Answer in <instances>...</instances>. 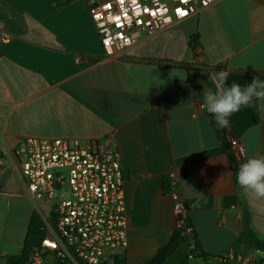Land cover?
<instances>
[{
  "label": "crops",
  "instance_id": "crops-1",
  "mask_svg": "<svg viewBox=\"0 0 264 264\" xmlns=\"http://www.w3.org/2000/svg\"><path fill=\"white\" fill-rule=\"evenodd\" d=\"M3 32L12 40L0 48V152L27 138L117 147L125 178L128 247L120 254L126 264L153 262L176 237L172 173L205 255L194 264H240V256L263 264L264 252L241 235L248 228L264 241V199L240 188L237 171L247 159L264 156V109L259 102L243 107L219 128L198 105L205 90H216L214 72L227 71L229 84L264 80V0H215L110 60L101 57L86 0H0ZM227 136L247 151L245 161L233 159L236 168L222 141ZM35 210L11 154L0 171L2 256L23 250ZM162 264H182L180 249Z\"/></svg>",
  "mask_w": 264,
  "mask_h": 264
},
{
  "label": "built area",
  "instance_id": "built-area-1",
  "mask_svg": "<svg viewBox=\"0 0 264 264\" xmlns=\"http://www.w3.org/2000/svg\"><path fill=\"white\" fill-rule=\"evenodd\" d=\"M86 1L99 35L103 60L119 58L141 38L178 25L215 2ZM11 40L9 33H1L0 48ZM196 52H201L199 46ZM227 143L232 159H247L239 139L227 136ZM11 154L18 157L25 194L35 203L46 227L45 237L33 250L30 264H114V257L128 247L125 178L119 149L97 141L27 138L12 151L0 152V171ZM169 181L168 194L177 229L193 244L189 206L181 194L179 179L172 173ZM64 193H69V197L62 196ZM194 257L196 254L190 255ZM239 260L240 264H254L250 257L240 256Z\"/></svg>",
  "mask_w": 264,
  "mask_h": 264
},
{
  "label": "clouds",
  "instance_id": "clouds-1",
  "mask_svg": "<svg viewBox=\"0 0 264 264\" xmlns=\"http://www.w3.org/2000/svg\"><path fill=\"white\" fill-rule=\"evenodd\" d=\"M228 80L229 73L225 70L212 73L211 81L216 90L207 89L202 97L207 112L213 115L219 128L227 127L229 117L243 107L259 102L264 109V80L255 77L243 86L237 82L229 84ZM237 183L245 193L264 199V156H253L242 163L237 171ZM190 190L197 194L195 189Z\"/></svg>",
  "mask_w": 264,
  "mask_h": 264
},
{
  "label": "trees",
  "instance_id": "trees-1",
  "mask_svg": "<svg viewBox=\"0 0 264 264\" xmlns=\"http://www.w3.org/2000/svg\"><path fill=\"white\" fill-rule=\"evenodd\" d=\"M189 80H193V77H189ZM223 144L228 148V143L225 137L222 139ZM164 188L168 190L167 180L164 179ZM45 223L41 218L39 212L35 210L33 212L28 232L25 238L23 250L12 256H2L0 258H6L5 264H30V258L35 247L39 246L45 237ZM193 244L189 243V238L181 235L180 231H177L176 237L171 241V243L160 251L159 255L154 259L153 262L149 264H162L165 260L169 258L172 252L179 248L182 257V264H194V260L197 258H205V255L201 252L198 241L193 239ZM241 240L246 242L249 246L256 248L260 252H264V241L258 239L255 234L246 228L242 235ZM193 246V247H192ZM191 254H196V257L190 258ZM114 264H126L125 260L121 254H117L114 257ZM256 264H262L256 263Z\"/></svg>",
  "mask_w": 264,
  "mask_h": 264
},
{
  "label": "rangeland",
  "instance_id": "rangeland-1",
  "mask_svg": "<svg viewBox=\"0 0 264 264\" xmlns=\"http://www.w3.org/2000/svg\"><path fill=\"white\" fill-rule=\"evenodd\" d=\"M62 196H64L65 198L66 197H69V193H64V194H62ZM40 205H41V203H40ZM42 207H46V205H41ZM47 214V213H46ZM48 215V214H47ZM6 257H8V256H6ZM6 263V258H0V264H5Z\"/></svg>",
  "mask_w": 264,
  "mask_h": 264
},
{
  "label": "water",
  "instance_id": "water-1",
  "mask_svg": "<svg viewBox=\"0 0 264 264\" xmlns=\"http://www.w3.org/2000/svg\"><path fill=\"white\" fill-rule=\"evenodd\" d=\"M231 160H232L233 167L236 168V164H235L234 160L232 158H231Z\"/></svg>",
  "mask_w": 264,
  "mask_h": 264
}]
</instances>
